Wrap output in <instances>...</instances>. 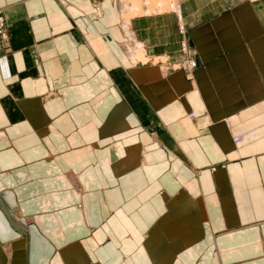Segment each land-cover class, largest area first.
I'll list each match as a JSON object with an SVG mask.
<instances>
[{"label": "crops", "instance_id": "0c3cea01", "mask_svg": "<svg viewBox=\"0 0 264 264\" xmlns=\"http://www.w3.org/2000/svg\"><path fill=\"white\" fill-rule=\"evenodd\" d=\"M134 1L0 0V264H264V0Z\"/></svg>", "mask_w": 264, "mask_h": 264}, {"label": "bare ground", "instance_id": "6f19581e", "mask_svg": "<svg viewBox=\"0 0 264 264\" xmlns=\"http://www.w3.org/2000/svg\"><path fill=\"white\" fill-rule=\"evenodd\" d=\"M136 2V4H138L137 2H138V0H135ZM151 2L153 3L152 5H154V4H157L158 5V7L159 8H165V6H168L169 4H171L172 2H171V0H160V1H157V0H151ZM176 8L178 9V4L176 5ZM180 8V7H179ZM0 13L2 14V18H0V25L1 24H3V26H4V31L5 32H7L6 33V35L4 36V38L2 37V39H5L6 37H8V29H7V24H6V21L4 20L5 19V17H4V15H3V13L0 11ZM135 40H137V39H135ZM137 42V41H136ZM140 59V58H139ZM144 59V58H143ZM141 61V60H140ZM146 60H143V62H145ZM190 61H192V63L194 62V60H189V62ZM148 62V61H147ZM188 62V63H189ZM196 65H197V63H196ZM190 116H191V114H190ZM241 139V137L240 136H238V137H236L235 138V140L236 141H238V140H240Z\"/></svg>", "mask_w": 264, "mask_h": 264}, {"label": "built area", "instance_id": "2783aa9c", "mask_svg": "<svg viewBox=\"0 0 264 264\" xmlns=\"http://www.w3.org/2000/svg\"><path fill=\"white\" fill-rule=\"evenodd\" d=\"M2 17H3V16H2V14L0 13V18H2ZM6 33H7V32L4 31V26H3V24H1V25H0V40H2V37L4 38V36L6 35ZM183 66H184L187 70L191 71V70L196 66V61L194 60L193 63H192V61H190L187 65H186V63L184 62ZM191 117H192V118L195 117V116H194V113L191 114Z\"/></svg>", "mask_w": 264, "mask_h": 264}, {"label": "rangeland", "instance_id": "374dc122", "mask_svg": "<svg viewBox=\"0 0 264 264\" xmlns=\"http://www.w3.org/2000/svg\"><path fill=\"white\" fill-rule=\"evenodd\" d=\"M134 1V0H133ZM157 1H160V0H157ZM166 1V0H165ZM173 1H175L176 2V0H173ZM135 2V1H134ZM171 2H172V0H171ZM170 5V4H169ZM168 6H165V8H167ZM0 11L3 13V15H4V17H5V21H6V24H7V19H6V16H5V14H4V11H3V9H0ZM8 25V24H7ZM9 39V31H8V37H6L5 39H2V41L3 40H8ZM171 68H173V66L171 67ZM175 68V67H174ZM193 112H191V114H192ZM193 118H195V117H193Z\"/></svg>", "mask_w": 264, "mask_h": 264}, {"label": "water", "instance_id": "95a60500", "mask_svg": "<svg viewBox=\"0 0 264 264\" xmlns=\"http://www.w3.org/2000/svg\"><path fill=\"white\" fill-rule=\"evenodd\" d=\"M10 214H11V212H10ZM11 215H12V216H10V217H12V220H13V217H14V216H13V214H11Z\"/></svg>", "mask_w": 264, "mask_h": 264}]
</instances>
